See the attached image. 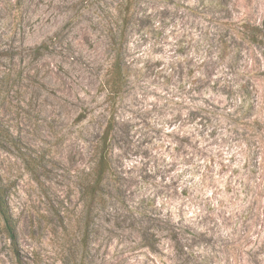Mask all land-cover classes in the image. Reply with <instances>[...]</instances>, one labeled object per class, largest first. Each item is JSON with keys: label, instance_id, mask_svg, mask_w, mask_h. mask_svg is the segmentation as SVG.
I'll return each mask as SVG.
<instances>
[{"label": "rangeland", "instance_id": "rangeland-1", "mask_svg": "<svg viewBox=\"0 0 264 264\" xmlns=\"http://www.w3.org/2000/svg\"><path fill=\"white\" fill-rule=\"evenodd\" d=\"M0 182L28 264H264V0H0Z\"/></svg>", "mask_w": 264, "mask_h": 264}, {"label": "trees", "instance_id": "trees-1", "mask_svg": "<svg viewBox=\"0 0 264 264\" xmlns=\"http://www.w3.org/2000/svg\"><path fill=\"white\" fill-rule=\"evenodd\" d=\"M120 4L118 5V9ZM120 10V9H119ZM118 11L117 21L112 22L109 29L110 47L113 51V61L108 69L107 77L103 83L110 98L115 99L122 94L125 84L124 69L122 63L123 44L126 41L128 17L123 12ZM245 33L252 32L254 27L245 25ZM114 130L113 119L109 120L106 128L95 143L94 151L96 162L91 172L89 180L82 188L81 197L85 211L88 215L98 211L99 207L105 203L102 193L103 183L111 167L110 151L112 149V132ZM0 230L11 243V250L16 264H28L22 257L17 240L16 221L14 220L8 202L7 187L0 182Z\"/></svg>", "mask_w": 264, "mask_h": 264}]
</instances>
